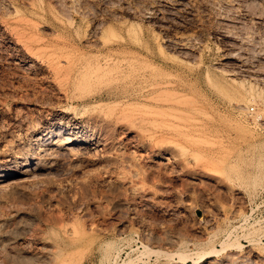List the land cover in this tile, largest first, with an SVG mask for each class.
I'll return each mask as SVG.
<instances>
[{"label":"rangeland","instance_id":"1","mask_svg":"<svg viewBox=\"0 0 264 264\" xmlns=\"http://www.w3.org/2000/svg\"><path fill=\"white\" fill-rule=\"evenodd\" d=\"M0 264H264V0H0Z\"/></svg>","mask_w":264,"mask_h":264},{"label":"bare ground","instance_id":"2","mask_svg":"<svg viewBox=\"0 0 264 264\" xmlns=\"http://www.w3.org/2000/svg\"><path fill=\"white\" fill-rule=\"evenodd\" d=\"M102 47L104 48L105 47V44H102ZM126 47V45L125 44H118L117 46H116V48H114V47H112V46H108L106 49H107V51H106V53H105V55H104V57L102 58V60H103V64H105L107 67H110V65H112V64H114L115 65V60H117V59H115V58H113V56H114V52L115 51H117V50H120L121 48H125ZM138 54L140 53L141 54V52L140 51H138L137 52ZM161 53V52H160ZM139 57V56H138ZM123 60H125V59H123ZM136 61V60H135ZM139 61V60H138ZM120 62H122V61H120ZM119 62V63H120ZM124 62V61H123ZM112 63V64H111ZM130 63V62H129ZM129 63H127V64H125V65H127L128 66V64ZM138 63V62H137ZM117 64H118V61H117ZM116 64V65H117ZM144 64V63H143ZM131 64H129V67L128 68H130V69H132V70H130V69H128V71L127 70H125L124 69V67L122 68L120 65L119 66H117V67H115V74H111L112 76V78L113 79H116V82H117V80L118 79H124L123 77H124V75H126V73H127V75L129 76H125V77H128V78H130V76H132V77H135V79L137 80V79H139V81L140 80H142L144 77H145V75L144 74H141V73H137L138 71L137 70H135V69H138V68H135V69H133V68H131V66H130ZM133 65H134V63H133ZM132 65V66H133ZM137 65H139V64H137ZM137 65H134L133 67H135V66H137ZM150 65V64H149ZM142 66V65H141ZM154 66V65H153ZM145 67V66H144ZM142 68L143 70L144 69H148L147 67L146 68ZM149 67V66H148ZM112 68V67H111ZM151 68V67H150ZM95 69L96 70H103L104 68H102V65H100V63H99V65H97L96 67H95ZM109 69V68H108ZM141 68L139 69V70H142ZM111 70V69H110ZM137 71V72H136ZM110 71H108V73H109ZM107 73V74H108ZM111 73H113L112 71H111ZM145 73V72H144ZM110 74V73H109ZM109 76V75H108ZM110 77V76H109ZM128 78H125V79H128ZM69 79V78H68ZM110 80V79H109ZM121 80V81H122ZM111 81V80H110ZM127 81V80H126ZM146 82V81H145ZM112 83V82H111ZM166 83V82H165ZM147 84V83H146ZM158 84V83H157ZM168 85H170L171 83H167ZM166 84V85H167ZM128 85V84H127ZM172 85V84H171ZM137 86H138V84H137ZM162 86H164V84L162 85ZM161 86V84L160 85H152L151 87H148V88H152L150 91H146L145 93L146 94H142V90H145V89H141V90H139L137 93H136V95H134V92H132L131 93V95H128V96H125L124 98H123V101H129V100H131V99H133V98H137V97H141V98H144V100H145V98H147L148 100H151V101H153V102H158V101H161L162 102V93H164L165 92V89H162V88H166V86L165 87H162ZM147 88V87H146ZM120 89V88H119ZM122 90V89H121ZM163 90V91H162ZM127 91V90H126ZM161 91H162V93H161ZM159 92L161 93V96H160V94H159ZM144 93V92H143ZM159 94V95H158ZM161 97V98H158V97ZM157 97V98H156ZM94 99H98V104L97 105H95V107H93V108H98V107H100L101 108V106L103 107L105 104H107V103H109V102H107V101H104V99L105 100H110V99H115V98H112V96L111 95H108V96H103V95H98L97 97H95ZM146 99V100H147ZM157 99H159V100H157ZM161 99V100H160ZM157 100V101H156ZM96 101V100H95ZM106 102V103H105ZM113 103V102H112ZM111 103V104H112ZM115 103V104H114ZM114 105H116V103H118V104H120V102H118V101H114ZM160 103V102H159ZM125 104V103H124ZM108 105V104H107ZM107 105H105V106H107ZM140 105V104H139ZM138 104L136 105V106H139ZM110 106V105H109ZM124 106V105H123ZM131 106V105H130ZM140 106H142V105H140ZM153 106V105H152ZM146 107V106H145ZM148 107V106H147ZM150 108H151V106H149ZM148 107V108H149ZM154 108H156V110L157 109H159L158 107H154ZM164 108H166V107H164ZM152 109H153V107H152ZM151 109V110H152ZM161 109V108H160ZM95 111V110H94ZM102 111V110H101ZM99 112V111H98ZM113 113V112H112ZM109 117V116H108ZM114 117H115V115H114ZM116 117H118L119 119H121L120 117H119V115L117 116L116 115ZM116 117L114 118V119H116ZM99 118V117H98ZM117 118V119H118ZM106 119H110V118H106ZM111 121H112V119H110ZM109 120V121H110ZM107 121V120H106ZM115 121H117V120H115ZM119 121V120H118ZM121 122V121H120ZM125 122V121H124ZM118 123V122H117ZM59 131V130H58ZM58 131H56V132H58ZM61 132V131H60ZM52 133H54V132H52ZM59 133V132H58ZM53 135V134H52ZM56 135V134H55ZM58 135V134H57ZM59 136V135H58ZM55 137V136H54ZM57 138V137H56ZM60 138V137H59ZM58 139V138H57ZM55 140V139H54ZM60 141H61V139H60ZM60 141H58V140H56V142L54 143V141H52L54 144H55V146L57 147V148H59V146L61 145V143H60ZM49 143H51V141L49 142ZM52 143V144H53ZM54 146V145H53ZM61 147V146H60ZM80 149H82L80 146H78V147H76V148H68V150L70 151V152H75L74 150H80ZM54 151V150H53ZM76 153V152H75ZM78 153V152H77ZM134 159V158H133ZM136 174V173H135ZM137 175V174H136ZM125 179V178H124ZM129 181V180H128ZM127 181V182H128ZM129 186L128 187H130V191H132L133 193L134 192H136V191H138V189H139V187L138 186H135L134 184H128ZM127 187V186H126Z\"/></svg>","mask_w":264,"mask_h":264}]
</instances>
